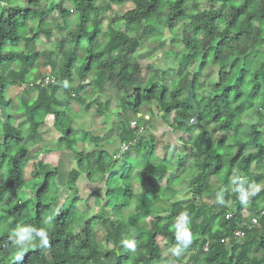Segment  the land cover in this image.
<instances>
[{"label":"trees","instance_id":"trees-1","mask_svg":"<svg viewBox=\"0 0 264 264\" xmlns=\"http://www.w3.org/2000/svg\"><path fill=\"white\" fill-rule=\"evenodd\" d=\"M11 2L0 0V111L5 114L0 123V264H108L104 256L111 257L112 264H264V214L258 215L264 213V140L258 127L264 124V0H205L204 9L198 0H26L24 8ZM66 3L74 13L71 21ZM125 4L132 8L103 29L100 14L111 5ZM46 14H55L49 24L43 20ZM182 20L188 21L178 42L182 53L173 50L172 39L167 52L177 70L164 85L161 75L151 67L141 68L135 55L141 40L162 48L163 30L172 33ZM30 24L35 26L33 33ZM52 26L63 34L54 50L40 51V36L48 38ZM101 35V46L94 49ZM39 64L52 71L47 84L44 77L34 81L29 77ZM213 70L214 78L206 85L201 77ZM188 79L189 92L183 89ZM10 85L34 91V98L18 100L27 131L13 125L12 102L6 97ZM86 86L89 92L83 96ZM107 87L119 95L122 114L114 129L119 147L110 157L101 149L102 140L89 132H81L79 139L94 150L74 148L71 117L78 115L68 106L89 101L97 115H103L110 104L98 98ZM149 109L180 133L181 141L189 139L184 146L190 145L193 170L187 177L190 198L185 202L172 201L165 193L174 184L169 172L184 169L185 158L172 167L155 157L153 135L148 132L152 124L146 128L143 119ZM138 115L144 125L136 120ZM50 116V127L59 135L56 149L74 157L63 184L68 201L55 212L51 205L57 202V168L35 154L33 178L26 179L24 170L29 152L24 139L36 142ZM245 119L242 126L239 122ZM206 127L220 137L213 142ZM193 128L200 132L193 135ZM142 133H149L146 142L140 140ZM127 143H132L129 149L113 159ZM247 148L253 153L244 155ZM134 149H142L146 160L136 172L135 191L130 179L127 186L111 182L117 170L113 166ZM252 164L258 166L257 173L250 171ZM82 174L89 184L104 189L102 196L91 193L97 210L91 215L75 209V185ZM211 178L217 180L215 186ZM162 180L167 187L159 186ZM256 186L261 189L251 194ZM26 189L32 193L29 199L22 196ZM9 193L13 197L3 201ZM204 197H211L212 203ZM150 198L162 205L151 206ZM246 199L249 218L257 217V226L242 219ZM96 223L105 229L100 241ZM23 228L35 231L21 240ZM40 231L43 237L37 235ZM236 231L242 232L240 240L234 237ZM158 239L165 243L166 253Z\"/></svg>","mask_w":264,"mask_h":264},{"label":"rangeland","instance_id":"rangeland-1","mask_svg":"<svg viewBox=\"0 0 264 264\" xmlns=\"http://www.w3.org/2000/svg\"><path fill=\"white\" fill-rule=\"evenodd\" d=\"M7 1L8 2L12 1L11 5L17 6L19 8H24L25 3H26V0H7ZM198 1L201 5V8L204 9L205 0H198ZM5 6L7 5L2 4V7H5ZM64 8L69 11L68 19L70 21L73 20L74 13L72 12L73 11L72 8L67 3L64 4ZM131 8L132 6L130 4H125L122 6L111 5L110 8L105 9V11L100 14L102 28L104 29L106 24L110 20L112 19L114 20L116 17L121 16L125 11ZM54 16L55 14H46L43 20L45 23L49 24L52 22ZM187 22H188L187 20H182L181 22H179V24L177 25V27L172 33H169L163 30L162 38H161V42L163 44L162 48H160L156 43L148 45L147 42H144L143 40L140 41V47L138 49V52L135 55L139 65L141 66V68H145L147 66L151 67L158 76L161 75V77L164 80V85H168L171 82V80L175 78V73L177 70V66H176L173 56L167 52L168 47H170L171 40L175 39V42L172 44L174 46L173 50L180 51V52L182 51L180 50V44L178 42L181 37L182 28ZM29 29L31 33H33L35 30V26L33 24H30ZM46 29L49 30V28H46ZM62 34H63L62 31L59 32L52 26L50 30V36L48 38H45L44 36H40V40H39L40 51L54 50L53 49L54 45L61 38ZM131 36H133V34H131ZM102 37L103 35H101L100 38L95 41L94 49H97L101 46L102 41L100 39H102ZM19 47L22 48L23 44L20 43ZM42 62H43L42 59H40L38 63H42ZM33 72L34 73H32V75H29V77H31V81L39 80L41 77H44V79L45 78L51 79V77H49L52 72L51 69L44 66L43 64H39L38 67L36 66ZM214 75H215L214 70L210 73L205 72V74L201 77V80H204L206 85H209L212 82ZM73 82L74 83L72 84V86H74L75 83H77L76 79H74ZM189 85H190V80L188 79L183 85V89L187 92H189ZM88 92H89V87L86 86L84 87V90L81 93V95L87 96ZM105 92L106 93L104 95L99 96L98 98L99 102H102V103L109 102L110 104L108 111L103 115H97V113L95 112L94 106L88 104L89 101H86V103L83 105L78 104L73 101L69 102L68 106L70 110L74 114L78 115L75 118H73V116L71 117L72 118L71 123H72V129H73L72 139L74 140L73 146L75 149L77 150L84 149V151L88 153L94 150L93 148H91L92 147L91 144H88L87 142H84L79 139L81 132H89L94 137L99 136V135L101 138L103 137L104 141L101 142V144L102 146H104L103 147L104 151L110 154L112 150H114L115 148L116 149L115 151L117 152L119 144L118 142H116L117 139L114 141V139L116 138L115 137L116 132L114 129L116 128V124H118V122L121 120V116H122V114H120V110L118 107V103L120 102V97L108 87L105 89ZM59 96L62 102L64 103L66 101L65 95L63 93H60ZM6 97L8 100L12 102V105L9 108V112L11 116L13 117V125L17 129L27 131L28 126L24 118V115L18 112L19 111L18 100H20L21 98L22 99L27 98L28 100L34 98L35 97L34 91L31 89L30 86L27 88L26 87L17 88V87H14L13 85H10V86H7L6 88ZM152 108L155 111L154 104H152ZM151 111L152 110L149 109L150 115L146 114L148 112L147 110L142 112L143 115L146 114L145 116H148L149 118V121H148L147 119H145V116H143V119L147 120L146 128L149 127L150 123L152 122L151 120H153L154 122V120L156 119L155 116L151 114ZM251 117H254L253 114L251 115ZM4 118H5V114L2 111H0V123L3 121ZM136 120L139 122L140 125H144V122L142 121V119H140V117H137ZM169 121L172 124V116L169 117ZM52 122H53L52 116L45 119V124L43 127H40V130H39L40 136L36 140V142L32 143L30 140L24 139V143L27 146L28 151H29L28 152V162H26L24 170H25L26 179L29 180L33 178L35 174L33 173L32 164L34 163L33 157L35 156V154L38 155L36 156L39 158L41 162L49 164L52 167L57 168L58 178L55 180V185L57 186V189H58L57 190L58 191L57 202L51 205L53 207L52 210L55 212L57 207H59L63 202L65 203L66 201H68L66 199L68 197V192L63 187V184L66 181L69 169L73 168L74 166L73 164L74 157L72 154H70V152L58 151L56 149L55 147L56 140L58 139L59 135L51 129L50 125L52 124ZM132 123L134 124L133 126L135 127V122L133 121L130 122L129 124L130 127ZM239 123L242 126H245L247 123V119L242 120ZM258 127H262L263 140H264V124H259ZM168 128H171V127H167L166 125L162 124L161 121H158L156 130H154L156 139L153 138L154 143H155L154 144L155 145L154 154H155V157L158 159L164 158L167 162H169L170 166L172 167H176L177 161L181 157L184 156L185 162H186L184 165V169L182 168L181 170L177 169L175 170L176 172L173 171L175 173L170 174L171 176L169 175L170 180L174 179L173 180L174 184L170 185L168 187V189L170 190L166 191L165 193L166 195L169 194L168 197L172 201L179 200V201L185 202L190 198L187 177L190 175V172H192L193 170V167H191L190 165V160L192 159L189 154L190 145L187 144V146H184L186 145L185 141L189 139L185 138L187 140L180 141L182 145L179 144L180 148L177 149L178 145L172 142L173 139L171 138V136L167 137L168 132H166L164 129H168ZM154 129H155V125H154ZM206 129H211V128L206 127ZM192 131H193V135H196L200 132V129L193 128ZM208 133H210V131H208ZM148 134L149 133H142V136L140 137L142 140L141 142H146L148 140ZM210 135L213 137V142L216 138L220 137V133L215 132L212 129H211ZM206 138H207V135H206ZM105 142H110V143L106 145ZM43 147L44 149L46 148V152L45 150L44 151L42 150ZM252 153H253L252 148H247L244 151V155H248ZM152 158L153 156L150 155L148 157V160H151ZM36 161L37 160H35V162ZM145 163H146V160H144L142 149H137V150L134 149L130 151L129 153L125 155L124 158L117 161L116 164L113 166L117 170L115 174L113 175L111 182L114 185L124 184V186H127L129 185V179H130V181L132 182V190L135 191L136 186H137L134 183L136 172L138 170H141ZM250 171L252 173H257L259 171L258 166L256 164H252L250 167ZM99 176L100 175L93 174L94 178H98ZM175 176H178V177L174 178ZM84 178H85L84 174H82L78 182L75 185L76 190H77L76 197L78 198V200L75 202V209L78 214H83L85 211H87V214L90 213L91 215L94 212L97 213V210L95 211V208H93V197L91 196V193L96 192L98 193L99 196H102L104 189L102 190L103 185L101 186L100 184H89ZM166 178L168 179V177ZM159 184H160L159 186H164L166 184L165 180L160 181ZM210 184L215 186L217 184V180L215 178H211ZM165 187H167V185H165ZM260 189H261V186L254 187L251 191V194L258 192ZM171 193L173 194L171 195ZM9 194L3 198V201L10 199L14 195L12 193L10 195ZM22 196L24 199H29L32 197V193L28 189H26V190H23ZM210 198L211 197H204L203 200L207 204H209V203H212V199ZM160 201L164 202L163 199H161ZM147 203L150 204L151 206L157 205L160 207L162 205V203L158 202L157 200L153 198L148 199ZM244 203H245V209H244L245 212H243L242 219L246 222L249 220V216H250L249 211L247 210L249 208L247 199L245 200ZM102 204H103V201L101 200L100 205ZM132 212H135V211H132ZM94 231L96 233L97 240L99 241L102 240L105 234V229H103L100 226V224L96 223L94 226ZM158 244H160L162 252L166 253L167 250L164 247L165 243H163L161 239H158ZM102 255L104 256V253H102ZM104 258L108 264L113 263L111 257L104 256Z\"/></svg>","mask_w":264,"mask_h":264},{"label":"crops","instance_id":"crops-1","mask_svg":"<svg viewBox=\"0 0 264 264\" xmlns=\"http://www.w3.org/2000/svg\"><path fill=\"white\" fill-rule=\"evenodd\" d=\"M140 115H138L137 117H139ZM156 119L154 120V122H153V120H151L152 122V125L150 126V128H149V131H150V134H152L153 135V138L154 139H156V137H155V131L154 130H156V126L158 125V121H159V119L157 118V117H155ZM145 119H147L148 121H149V118H148V116H145ZM150 123V124H151ZM154 125H155V129H154ZM163 130V129H162ZM166 132H168V134H167V137L168 136H171V138L173 139V143L174 144H176V145H178L177 146V149L178 148H180V146H179V144H181V140L180 139H182V135L180 134V133H177L176 131H173L172 130V128H168V129H164ZM166 134V133H165ZM149 135V134H148ZM96 137H99L100 138V140H102L101 142H103L104 141V139H103V137L101 138L100 137V135L99 136H96ZM140 140H141V138H140ZM142 141V140H141ZM116 142H118V140L116 141ZM105 144L107 145L108 144V142H105ZM119 144V143H118ZM117 144V145H118ZM153 144H155L154 143V140H153ZM182 145V144H181ZM103 147L104 146H102L101 147V149H102V151H104L103 150ZM118 147V146H117ZM154 148H155V145H154ZM184 148V147H183ZM115 148H114V150H112V152L110 153V154H112V153H114L115 152ZM104 152H106V151H104ZM107 153V152H106ZM110 154L109 153H107V155L110 157ZM155 155V154H154ZM184 157V156H183ZM183 157H181V158H183ZM160 159H162V158H160ZM169 163V162H168ZM174 171V170H173ZM173 171H171V172H169V174L168 175H170V174H173V173H175V172H173ZM171 176V175H170ZM176 177H178V176H175L174 178H176ZM172 181L174 180V179H171Z\"/></svg>","mask_w":264,"mask_h":264},{"label":"built area","instance_id":"built-area-1","mask_svg":"<svg viewBox=\"0 0 264 264\" xmlns=\"http://www.w3.org/2000/svg\"><path fill=\"white\" fill-rule=\"evenodd\" d=\"M47 82H48V80L45 79L44 83L46 84ZM133 125H134V124L132 123L131 127H133ZM131 145H132V143L122 144L121 147H120V149H119V153H118L117 155H114V156H113V159H116L117 157H119L120 154L126 152V151L129 149V147H130ZM263 214H264L263 212H260L258 215L262 216ZM229 216H230V215L227 214V215H226V219L229 218ZM248 225H250V226H257V225H258V218H257V217H250V218H249V223H248ZM234 237H235V239H240V238H242V233L239 232V231H236V232L234 233ZM220 242H221V243H225L224 240H221ZM207 245H208V244H206L205 247L203 248V250H204L205 252L207 251Z\"/></svg>","mask_w":264,"mask_h":264},{"label":"clouds","instance_id":"clouds-1","mask_svg":"<svg viewBox=\"0 0 264 264\" xmlns=\"http://www.w3.org/2000/svg\"><path fill=\"white\" fill-rule=\"evenodd\" d=\"M65 86H67V84H65ZM227 215V214H226ZM230 215V214H229ZM230 217V216H229ZM225 218H226V216H225ZM33 231H35L34 229H31V228H23V229H21L20 230V233H19V235H20V239L21 240H23V239H25L27 236H29V234L31 233V232H33ZM240 232V231H239ZM242 233V232H241ZM186 234V235H185ZM37 235H39V236H41V237H43L44 235H45V233L43 232V231H40V232H38L37 233ZM188 240H189V234H188V232L187 231H185L184 233H183V236H182V241L186 244L187 242H188ZM44 243H47V241L45 240L44 241ZM133 245H131V244H129V247H132ZM178 251V250H177ZM18 259H19V257H17Z\"/></svg>","mask_w":264,"mask_h":264},{"label":"bare ground","instance_id":"bare-ground-1","mask_svg":"<svg viewBox=\"0 0 264 264\" xmlns=\"http://www.w3.org/2000/svg\"><path fill=\"white\" fill-rule=\"evenodd\" d=\"M45 79H47V78H45ZM45 79H44V81H45ZM48 80V79H47ZM48 83V82H47ZM46 83V84H47ZM45 84V83H44ZM134 127V126H133ZM133 127H131V128H133ZM241 239V238H240ZM240 239H237V240H240ZM225 242H226V240H224ZM227 243V242H226ZM205 252V251H204Z\"/></svg>","mask_w":264,"mask_h":264},{"label":"water","instance_id":"water-1","mask_svg":"<svg viewBox=\"0 0 264 264\" xmlns=\"http://www.w3.org/2000/svg\"><path fill=\"white\" fill-rule=\"evenodd\" d=\"M178 122H182V123H184V124H186V123H187V122H185V121L183 122V121H180V120H178Z\"/></svg>","mask_w":264,"mask_h":264},{"label":"snow or ice","instance_id":"snow-or-ice-1","mask_svg":"<svg viewBox=\"0 0 264 264\" xmlns=\"http://www.w3.org/2000/svg\"><path fill=\"white\" fill-rule=\"evenodd\" d=\"M186 235V234H185Z\"/></svg>","mask_w":264,"mask_h":264}]
</instances>
